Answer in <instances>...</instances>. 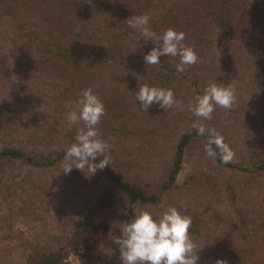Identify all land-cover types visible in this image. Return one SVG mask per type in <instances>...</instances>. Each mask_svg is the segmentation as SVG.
I'll list each match as a JSON object with an SVG mask.
<instances>
[{"label": "trees", "instance_id": "trees-1", "mask_svg": "<svg viewBox=\"0 0 264 264\" xmlns=\"http://www.w3.org/2000/svg\"><path fill=\"white\" fill-rule=\"evenodd\" d=\"M225 1L0 0V72L3 68L21 72L24 80L12 106L0 105V135H16L21 125L18 118L23 116L22 109L31 98L26 90L34 86L35 101L47 98L49 93L42 83L51 80L49 85L55 89L53 98L59 102L60 116L50 126L43 124L29 134L30 140L34 137L33 142L49 144L51 135L62 134L66 129L65 102L78 111L79 94L91 88L105 107L96 127L105 133L104 138L121 139L117 145L127 144L125 147L132 148L131 154L138 156L120 160L122 151L112 149L113 140L107 141L111 149L105 155L110 165L99 170L106 188L99 201L111 196L112 191L104 182H113L120 198L129 200L128 213L120 217L122 222L124 218L127 221L135 213L137 202L156 204L165 193L178 189L182 180L184 186L205 191L203 201H187L180 208L182 214L200 218L189 229L195 248L199 249L197 264H216L219 260H222L219 264H264V233L259 220L262 212L261 207H256L258 198L253 197L249 187L264 172V0H253L250 8L238 17L224 5ZM140 14L150 15V27L158 36L168 28L182 31L183 43L196 51L197 62L186 66L183 73L175 71L178 56L162 55L159 64L148 66L143 57L158 45L140 38L127 24L128 18ZM213 82L230 85L235 91V103L230 109L216 107L211 119H198L189 111V104ZM27 84L32 86L26 87ZM145 84L171 88L182 100V106L164 110L155 104L151 115H136L135 107H140L136 91ZM195 120L223 137L234 153L230 163H222L219 154L214 158L206 155L209 136L189 128L190 121ZM255 120L260 122L259 126ZM146 122L144 130L142 125ZM82 126L83 122L70 125L75 131H68L66 136L74 138L77 127ZM137 131H146L148 135ZM247 135L254 137L255 149L237 146L246 144ZM130 136L134 141L127 139ZM136 140L141 141L138 147L133 143ZM53 141L56 142L55 138ZM34 150L37 146L27 150L15 143L0 147V169L10 165L6 171L11 174L16 161L37 169H51L62 164L66 148L42 157ZM239 154L241 157L235 160ZM141 157L146 164L138 166ZM168 158L171 162L166 161ZM94 188L86 190V195L77 202L78 208L91 200L89 195ZM57 192L59 189L55 188L50 193L56 196ZM15 198L11 187L3 184L0 173V226L12 223L8 218L11 214L6 216L2 211L3 203L8 204L7 209L17 204ZM54 202L61 204L62 200L56 198ZM63 210L61 218L63 213L67 214L66 208ZM211 216H216L222 238L210 230L207 233L200 230L206 229ZM116 224L114 218L85 216L70 223L69 237L74 246L84 245V258L93 261L103 252L102 245L111 232L119 230ZM222 225L228 234L221 231ZM225 228L239 232L246 244L236 243L231 239L236 234L231 235ZM24 242L16 246L26 256L23 264H63L65 249ZM108 248L111 251L113 247ZM112 262L122 264L119 260Z\"/></svg>", "mask_w": 264, "mask_h": 264}, {"label": "rangeland", "instance_id": "rangeland-1", "mask_svg": "<svg viewBox=\"0 0 264 264\" xmlns=\"http://www.w3.org/2000/svg\"><path fill=\"white\" fill-rule=\"evenodd\" d=\"M224 3H226L224 5L230 9L231 13L234 16L238 17L240 14L250 8L253 0H226ZM140 51L143 52L142 49H140ZM50 82L52 81L46 80V84L45 82H43L42 85L46 86L45 90H47L49 96H52L53 98L55 89L51 88V86L49 85ZM20 84H24L21 72H9L8 69H2V72H0V85L3 86L0 88V105L7 104L10 107L12 106L14 99L18 95ZM31 86V84L26 85V87L29 88ZM151 86L159 87L158 84H153ZM7 87L9 88L7 89ZM28 90H26V93L28 95H31V98L29 100V103L26 104L28 106H25V108L22 109L23 116H20L18 118V121L21 123V125L17 129L18 131L14 136L7 137L6 135H0V147H3L4 145H13L15 143L17 146H23L27 150H31V148L33 149V147L37 146V150H34L33 153H39L40 157L53 156L54 150L68 148L72 143L75 142V137L72 138L70 134L69 136H66L68 131L73 132L74 127H69L70 125L66 122L67 126H65L66 129L62 131L63 133L58 134L61 133L58 132L51 135L49 144L41 142L39 143V140L33 142L34 137H32V139L30 140L29 134H31V132H34L36 129L41 128V125L43 124L50 126V122H52L55 118L58 119V117L60 116V105L58 104L59 102L57 99H50L49 96L47 98H42L39 101H35L36 99H34L33 96L35 92L34 86H32L31 90ZM10 91L12 92L10 93ZM154 106L155 104L150 106L147 110L140 109V107H135V109L137 110L136 115H151L153 109L155 108ZM17 107L20 108V106ZM11 116H14V112L11 113ZM37 116H40V118H36ZM262 118L264 119V112L262 113ZM193 122L194 121H190L189 128H193ZM254 122L256 123L255 125L259 126L260 122L258 120H255ZM62 123L65 125L63 119ZM147 124L148 123L146 122L142 125L144 130H146ZM50 129L53 131V127H51ZM100 133L101 139L108 142H111L113 140L112 143L115 145L112 146V149H114L115 151H122L124 155L122 156L119 153L118 158H120V160L123 158H129V160H131V158H138V156H133L131 154V147H125L127 144H124L123 146L117 145L118 142H120L119 140L121 139H113L112 137L108 138V136L104 138L103 135L105 133L102 131H100ZM138 133L148 135L146 131H137V134ZM53 138H55L56 142L53 141ZM127 139L134 141L135 138L130 136L127 137ZM176 140L177 138H175L174 141ZM245 140L246 144L239 143L237 146L239 148L241 145V147L247 146L249 149H255L256 144L252 135H247ZM128 141L126 140L125 142L128 143ZM133 143L135 147H138L140 146L141 141L136 140ZM162 143H164V139H162ZM235 149H237V147H235L234 150ZM138 150H141V148H139ZM133 152H135L134 147ZM50 153H52L53 155H51ZM248 153L250 154V150L248 151ZM239 157H241L240 154L238 156L235 155L234 159H239ZM168 160H170V158L166 159V161ZM145 164L146 159H142L141 157L138 160L137 165L143 166ZM14 167L15 170L11 174L9 171H6V169L11 168L10 165L0 169L1 180L3 181V184L5 186L9 185L11 187V191L14 192V195L16 197L15 199L17 201V204L14 203L11 209H7L6 205L8 204L3 203V207L5 208V210H3L2 212L6 213V216L11 214L8 218L12 223L9 225L4 224L3 226H0V249L2 250L0 260L2 264L24 263V258L26 256L22 253L23 249L17 250L16 248L17 245H22L24 241L40 242L42 243V245H51L60 249H65L66 254L63 257V264H66L68 255L73 249H83V253L82 255H80L81 261H78L75 264H110L112 261H121L120 251L118 250L119 248L115 243H113L110 236H108L106 242H104L102 245L103 252L101 253V255H96L93 261L86 260V258H84L85 246H74L72 239L69 237L70 223L75 219L85 216L94 217L100 220L114 218V224L117 223L116 225H120L123 222H126L125 218L122 222L120 220V217L122 216V214L128 213L127 208L129 200L126 197L120 198V191L113 182H104V184H107L108 188H110V190L112 191L111 196H108L104 201H99V198H102L101 196L105 195L103 191L106 189L101 181L104 175L99 170L95 175L91 176L90 178H86L85 172L81 170H79V172H75L77 170L76 168H73L69 174H64L62 172V164H59L51 169H37L30 167L29 165L21 161H16ZM146 177L149 178V175L146 174ZM9 180L11 181L9 182ZM250 185L251 186L249 187L251 188V192H253L254 194L253 197L258 198L256 207H261L260 211L262 213L260 214L262 219H259L260 230L264 233V172L261 176H258L254 180V183ZM91 187H95L89 195L91 196V200L88 201V203L84 202L83 204H81V207L78 208L77 202L86 195V190L91 189ZM55 188H58L59 192H57L56 196H52L50 193L51 189ZM66 190L68 191L65 193L64 191ZM38 193H41L40 197L38 199L34 198L37 197ZM204 196L205 191H200L196 188L184 186L181 180L179 188L165 193L158 200V203L140 204L139 202H137L135 204V212L139 211L140 209H147L152 211L153 213H163L169 207H176L180 211L181 207L186 206L187 201H191L192 203H197L198 201L201 202L203 201ZM56 198L58 200L61 199L62 203H55L54 201ZM62 204H64V206H62ZM63 208H66L67 211L65 213L67 214L64 215L63 213V217L61 218V213L64 212ZM115 218H117L116 221ZM189 218L191 220L192 226L195 225V220L197 222L200 219H196V217L194 218L191 215H189ZM225 229H227L229 233L231 231V235H233L234 233L236 234V236H231V239H235L236 243L239 242L246 244L245 241L240 237L239 232L232 231L234 230L233 228ZM200 230L206 233L208 232V230H210V233L214 232L216 236H220L222 238L221 234L219 233L220 230L218 229L216 216H211L209 219V224H206V229ZM221 231H223L225 234H228L227 231L224 230L223 225L221 227ZM110 235L112 237L120 235V229L116 232H111ZM108 245L111 248L113 247L111 251L108 248ZM29 250L30 248H28V251ZM209 251L212 252V250ZM193 254L195 253L193 252ZM250 264L253 263L250 262Z\"/></svg>", "mask_w": 264, "mask_h": 264}, {"label": "clouds", "instance_id": "clouds-1", "mask_svg": "<svg viewBox=\"0 0 264 264\" xmlns=\"http://www.w3.org/2000/svg\"><path fill=\"white\" fill-rule=\"evenodd\" d=\"M150 19L148 14L132 15L127 19L128 27L136 30L140 38L158 45L143 57L148 66L159 64L162 55L180 58L175 68L177 73H183L186 66L197 62L196 51L183 43L185 34L182 31L168 28L158 36L150 27ZM135 99L140 102V109L144 110L153 104L164 110L173 106L181 107L183 104L171 88L146 84L138 88ZM235 100V91L230 85L213 82L205 88L202 95L194 97V102L189 104V111L197 118L211 119L216 107L230 109ZM76 103L78 111L73 110L71 103L65 102L67 123L78 125L83 122V126L77 127L75 142L65 150L62 172L69 174L76 168L85 172L86 178H90L97 170L110 165L105 153L110 151L111 145L100 138V130L96 127L101 122L105 107L91 88L82 90ZM193 127L200 135L207 133L209 136L205 145L207 156L214 158L219 154L224 164L232 161L234 153L222 136L214 130L206 129L199 120L193 122ZM190 225V218L176 207H169L163 213L140 209L118 226L120 235L109 236L119 248L122 264H197L199 249L195 248L191 238ZM220 261L222 260L216 264Z\"/></svg>", "mask_w": 264, "mask_h": 264}, {"label": "built area", "instance_id": "built-area-1", "mask_svg": "<svg viewBox=\"0 0 264 264\" xmlns=\"http://www.w3.org/2000/svg\"><path fill=\"white\" fill-rule=\"evenodd\" d=\"M83 249H73L66 260V264H75L76 262H80V255H82Z\"/></svg>", "mask_w": 264, "mask_h": 264}]
</instances>
